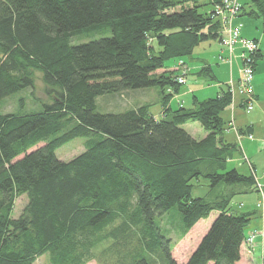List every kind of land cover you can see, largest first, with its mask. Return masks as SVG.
<instances>
[{
	"label": "trees",
	"instance_id": "trees-1",
	"mask_svg": "<svg viewBox=\"0 0 264 264\" xmlns=\"http://www.w3.org/2000/svg\"><path fill=\"white\" fill-rule=\"evenodd\" d=\"M222 1L0 0V102L33 92L36 74L50 101L39 112L0 113V264L44 256L47 264H177L171 234L183 239L212 212L185 264H237L245 241L260 243L245 235L259 212L232 206L259 192L253 175L228 170L237 150L224 139L229 84L214 98L193 96L190 108L170 104L182 87L172 69L201 43L220 40ZM251 4L248 11L241 4L235 23L264 19V0ZM105 30L110 36L72 44ZM262 57L258 49L254 73ZM197 75L217 80L210 65ZM149 88L159 91L161 118L149 105L97 112L100 97ZM188 122L206 136L195 140L183 129ZM76 139L85 140L84 152L59 160L56 151ZM200 180L219 189L213 202L193 197ZM21 196L27 204L13 218ZM157 215L175 220L166 236Z\"/></svg>",
	"mask_w": 264,
	"mask_h": 264
},
{
	"label": "rangeland",
	"instance_id": "rangeland-1",
	"mask_svg": "<svg viewBox=\"0 0 264 264\" xmlns=\"http://www.w3.org/2000/svg\"><path fill=\"white\" fill-rule=\"evenodd\" d=\"M252 0H240V4L244 6L246 11L250 10ZM202 4L206 3L201 0ZM252 8V7H251ZM209 11V8H205ZM241 35L242 39H252L258 41L259 50L263 55L262 59L256 64L254 78L252 82L254 101L253 109L247 114L245 112V104L242 105L240 95L238 93V79L239 69L242 61V49L235 46L231 49V53L227 46L220 40H208L200 44L192 54L186 59V65H180L173 68L177 74H182L180 80L185 79L184 84L181 85V92L171 100V107L178 108V103H182L184 108H190L192 104V97L195 96L201 101H205L217 96L221 89H225L230 81L233 82V88L236 89L233 95L231 93V104L226 110L222 118L225 122L224 139L228 144L237 147L232 160L228 164V170L236 169L244 176L252 175L247 166V161L253 164L256 168V178L259 183L264 186V175L262 173L264 167V19L258 18L253 20L248 17L241 18ZM110 36L109 30L103 32H91L82 35L79 39H74L72 44L87 43L92 40H97L101 37ZM243 36H247L244 38ZM205 65H210L213 69V75L216 76V81H210L209 78L198 76L197 72ZM243 65V64H242ZM158 74L161 71L157 72ZM183 77V78H182ZM179 79V78H178ZM177 79V81H178ZM180 82V81H179ZM43 84L39 74L35 75V89H26L6 101L0 102V113L8 114L14 113L18 115L39 112L42 110V103H49V99L43 93ZM232 88V87H231ZM232 92V90H231ZM238 95V96H237ZM115 102H114V101ZM39 101V103L37 102ZM108 101V105L104 102ZM117 103V104H116ZM129 106H126V104ZM149 105L150 113L154 117L161 118L162 108L159 101V91L156 88L129 90L125 94L106 95L98 98L97 112L98 113H120L134 106ZM183 129L191 135L195 140H202L206 134L197 122H188L183 126ZM252 138V140L249 139ZM84 139H76L56 151V157L59 160L68 162L76 156L84 152ZM41 146V145H40ZM193 197L203 198L207 202H213L215 197L220 193L219 189L213 190L209 187L207 181L200 180L194 182ZM264 197V196H263ZM261 194L252 193L247 196H238L232 201V206L236 208L239 213L243 212H259L251 220L249 226L245 230V235L253 233L252 235L260 237V243L257 244L245 241V254L240 259L239 264H262L264 249V204L261 201ZM264 201V200H263ZM27 204L25 196L19 197L15 201L12 217L17 218ZM242 204V205H240ZM262 204V205H261ZM242 208H239L241 207ZM217 212H212L208 219L198 222L193 229L181 240H178L174 234H171L175 241V246L172 250L171 256L177 264H185L195 250L201 238L207 232L210 224L217 217ZM175 220L168 216H156L155 224L159 227L162 235L166 236L171 228H175ZM249 246V248H248ZM262 250V251H261ZM46 256L37 259L35 264H47ZM87 264H97L91 261Z\"/></svg>",
	"mask_w": 264,
	"mask_h": 264
},
{
	"label": "built area",
	"instance_id": "built-area-1",
	"mask_svg": "<svg viewBox=\"0 0 264 264\" xmlns=\"http://www.w3.org/2000/svg\"><path fill=\"white\" fill-rule=\"evenodd\" d=\"M240 0H223L221 6L215 7V16L220 21L221 24V38L222 42L227 46L231 53V49L235 46H238L242 49V61L241 66L238 71L239 79H238V93L240 95V99L242 101V105L245 104V112L249 114L253 109V88L252 82L254 78V60L253 56L258 51V44L249 39H242L241 35V25L235 23L236 17L239 15L241 10ZM243 64V65H242ZM183 78V77H182ZM180 81V82H179ZM177 83L184 84L185 79H178ZM230 91L232 90V94L234 95L236 89L233 88V82L229 83ZM232 87V88H231ZM238 96V95H237ZM252 140L251 137H249ZM264 148V141H263ZM247 162V166L252 173V175L256 178L255 171L249 167V163ZM264 175V167L262 170ZM259 180V179H258ZM257 179L255 180L256 187L258 192L261 194L262 202L264 204V186H262ZM262 205V204H261ZM264 212V209L262 210ZM264 214V213H263ZM252 239H249V244L252 242Z\"/></svg>",
	"mask_w": 264,
	"mask_h": 264
},
{
	"label": "crops",
	"instance_id": "crops-1",
	"mask_svg": "<svg viewBox=\"0 0 264 264\" xmlns=\"http://www.w3.org/2000/svg\"><path fill=\"white\" fill-rule=\"evenodd\" d=\"M243 37L246 38L247 36H243ZM247 38H248V37H247ZM250 39H251V38H250ZM252 39H254V38H252ZM258 49H259V46H258ZM113 101H114V100H113ZM114 102H115V101H114ZM104 104H105V105H108V101H105ZM126 106H129V104L127 103ZM156 118H158V117H156ZM243 254H245V246H243V247L241 248V258H242V256H244ZM240 261H241V260H240ZM240 261H239L237 264H239Z\"/></svg>",
	"mask_w": 264,
	"mask_h": 264
}]
</instances>
